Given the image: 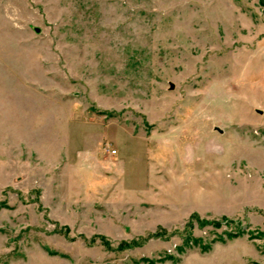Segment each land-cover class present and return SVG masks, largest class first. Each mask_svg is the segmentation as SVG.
I'll list each match as a JSON object with an SVG mask.
<instances>
[{
  "label": "rangeland",
  "instance_id": "1",
  "mask_svg": "<svg viewBox=\"0 0 264 264\" xmlns=\"http://www.w3.org/2000/svg\"><path fill=\"white\" fill-rule=\"evenodd\" d=\"M0 264H264V0H0Z\"/></svg>",
  "mask_w": 264,
  "mask_h": 264
}]
</instances>
